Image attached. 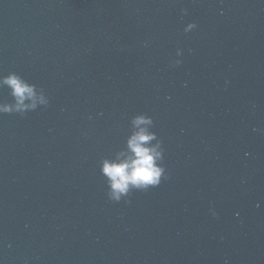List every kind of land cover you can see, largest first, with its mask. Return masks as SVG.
Here are the masks:
<instances>
[{
	"label": "water",
	"instance_id": "95a60500",
	"mask_svg": "<svg viewBox=\"0 0 264 264\" xmlns=\"http://www.w3.org/2000/svg\"><path fill=\"white\" fill-rule=\"evenodd\" d=\"M10 73L0 264H264V0H0ZM141 115L164 173L117 201Z\"/></svg>",
	"mask_w": 264,
	"mask_h": 264
},
{
	"label": "clouds",
	"instance_id": "9594fccd",
	"mask_svg": "<svg viewBox=\"0 0 264 264\" xmlns=\"http://www.w3.org/2000/svg\"><path fill=\"white\" fill-rule=\"evenodd\" d=\"M195 28L194 23L188 25ZM181 61L177 60L176 65ZM0 84L7 85L11 94L15 97V105H0V112H10L13 107L16 111H23L36 106L35 86L30 85L15 73H10L0 79ZM25 99L32 100L30 105L24 104ZM41 97V103H43ZM151 124V119L141 115L133 120V125L138 129L127 141V154L125 159L117 158L116 161H105L102 173L108 178L109 195L112 199L119 200L122 194H126L130 187L146 189L149 186L160 184L164 168L158 166L157 161L162 159L161 151L157 146H149V142L155 139V134L140 125ZM215 215V212L212 213Z\"/></svg>",
	"mask_w": 264,
	"mask_h": 264
}]
</instances>
